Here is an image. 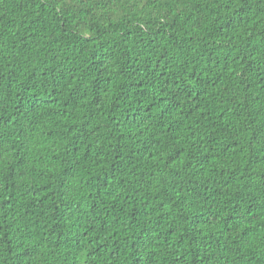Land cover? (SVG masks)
Wrapping results in <instances>:
<instances>
[{"label": "trees", "instance_id": "obj_1", "mask_svg": "<svg viewBox=\"0 0 264 264\" xmlns=\"http://www.w3.org/2000/svg\"><path fill=\"white\" fill-rule=\"evenodd\" d=\"M0 264H264V0H0Z\"/></svg>", "mask_w": 264, "mask_h": 264}]
</instances>
